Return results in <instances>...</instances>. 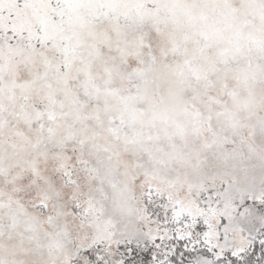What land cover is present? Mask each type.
Wrapping results in <instances>:
<instances>
[{"label":"snow or ice","instance_id":"1","mask_svg":"<svg viewBox=\"0 0 264 264\" xmlns=\"http://www.w3.org/2000/svg\"><path fill=\"white\" fill-rule=\"evenodd\" d=\"M0 264H264V0H0Z\"/></svg>","mask_w":264,"mask_h":264}]
</instances>
